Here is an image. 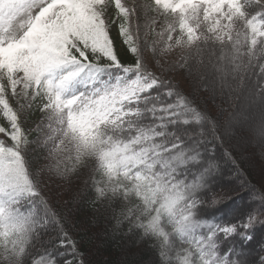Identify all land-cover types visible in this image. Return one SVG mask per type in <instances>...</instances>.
<instances>
[{"label": "snow or ice", "instance_id": "6c2138e0", "mask_svg": "<svg viewBox=\"0 0 264 264\" xmlns=\"http://www.w3.org/2000/svg\"><path fill=\"white\" fill-rule=\"evenodd\" d=\"M113 26L130 62L120 57ZM177 49L178 58L166 61ZM193 49L208 92L199 100L195 82L185 94L165 78L192 75ZM258 56L264 0H0V116L7 122L0 124V264H86L65 218L43 194L45 170L61 179L84 170L93 203L115 227L128 221L129 231L159 240V264H264V256L239 259L244 253L235 244L237 237L251 242L255 225H264V198L229 218L215 215L225 197L213 193L217 165L208 147L234 126L244 130L248 118L233 111L221 133L207 105L219 113L225 109L218 99H239ZM259 76L243 98L248 108L259 106L252 131L264 141V64ZM36 101L41 118L25 130L21 114ZM29 131L37 137L30 140ZM29 145L32 152L47 149L48 163L33 169Z\"/></svg>", "mask_w": 264, "mask_h": 264}, {"label": "trees", "instance_id": "16d2710c", "mask_svg": "<svg viewBox=\"0 0 264 264\" xmlns=\"http://www.w3.org/2000/svg\"><path fill=\"white\" fill-rule=\"evenodd\" d=\"M126 2L131 5L133 0H126ZM144 2H149V0H135L137 5ZM114 13V6H110L109 14L113 15ZM137 14L139 15V23L141 24V39H143L145 31L143 25L145 23V18L139 9ZM162 24L163 20L157 25V29H159ZM112 37L116 43L122 61L130 62L131 58L127 54V49L119 37L118 28L116 26H113ZM152 39L151 32H149L148 40L151 41ZM146 53L147 55L151 54V50L145 48L144 56ZM147 58L148 57L145 56L146 62ZM203 58H206V60L208 59L207 52L203 53ZM200 59L201 56L193 49L189 61L193 68L192 75H187L183 71L169 72L165 74V78L173 79L185 94L192 93L193 82H195V95L198 100L202 97L208 96V92L201 87L199 79V75H203V73L200 72L197 74L196 66H198L197 61ZM149 64L151 65V63ZM261 64H264V57L258 56L254 61L253 67L250 69L252 75L249 79H253V81L260 80L261 77L259 76V73ZM153 70H156L155 67H153ZM177 76H181V80ZM8 93L6 98L9 99L10 105L16 108V98ZM217 103H219L225 110L215 114V116L214 114L211 115L219 120L221 124L220 132L223 133L229 113L235 111L237 99L233 98L230 103H224L218 99ZM232 104H234V106ZM38 105L39 101H36L31 109H26L25 112L21 114V120H27V123L23 124L25 130L34 129L37 122L40 120L42 114L38 110ZM201 106L203 107V105ZM209 107L216 109L211 103H208L207 108L209 109ZM0 124H4L5 126L7 124L2 116H0ZM37 135L38 134L35 131H29L28 133L30 140L35 139ZM0 138L6 139L2 134H0ZM225 142L224 135L223 142L217 141L216 143L224 145L223 157L226 159L227 165L231 167V169H234L236 173L240 172L242 177H240L239 174L238 177L243 178L242 185L248 189L250 188L251 191H254L255 195L258 196V199L261 200L264 198V146L257 148L256 151H259L258 155H253L255 158V170H248L243 168L242 161L240 160L247 154H251L249 153L250 151L246 150L247 154L243 151V153H241L243 157L240 155L238 158V156L232 154L231 151L226 148L227 146L223 144ZM35 147V145H29L33 169L48 162L46 161L47 149H40L36 152H32L31 150ZM257 156L260 157H258V160L256 159ZM44 173L45 176H42L41 179L43 194L49 199L52 206L65 218L64 227L69 231L70 235L77 240V246L79 250L84 253L86 264H145V262H148L150 259L151 261L149 264L159 263V240L154 237L144 236L142 230L139 229H132V231H129L130 225L128 221H124L119 227H115V221L109 218V214L105 212L100 202L93 203L94 192L90 183L87 186L84 183L87 175L84 170H80V172L73 175L70 179H61L46 170ZM213 175L216 174L213 173ZM44 177L47 178L45 179ZM43 182H46V184L49 185L46 186ZM230 186L228 188L218 189L213 193L215 194L219 191L223 193V196L226 195L228 198L231 196L242 195V193L235 194L236 189L230 188ZM219 196L220 195L218 194L217 197ZM260 200L258 201L260 202ZM222 203L223 201L220 204L215 205L213 212L217 216L229 218V204ZM261 213L264 215L263 211ZM260 219L264 220V216ZM252 231L255 234L254 239L247 244H244L238 237L235 238L237 248L244 253L239 259L248 256L250 253H253L255 260L260 256H264V252L260 251V244L264 242V233H262L264 232V225L257 224ZM47 235H55V233L49 232ZM44 239H47V236H45ZM40 247L41 245L37 243L36 248Z\"/></svg>", "mask_w": 264, "mask_h": 264}, {"label": "rangeland", "instance_id": "374dc122", "mask_svg": "<svg viewBox=\"0 0 264 264\" xmlns=\"http://www.w3.org/2000/svg\"><path fill=\"white\" fill-rule=\"evenodd\" d=\"M181 51H182L181 49H177L174 53L167 56L165 58V60L166 61H170L171 59L175 60L180 55ZM145 56L148 57L147 62L151 63V65H152V62H153L152 54L147 55V53H146ZM177 77L179 79L181 78V76H177ZM182 78H184V77H182ZM248 87H251V85L246 84L244 89H246ZM8 92H9L8 94H11L10 90ZM243 92H242V94H240V98L237 99L235 111H242L244 116L247 117L248 113H250L251 110H249L245 104V101L243 98L244 97ZM232 105L234 106V104H232ZM208 111L210 114H214V116H215V114H218L217 110L213 109L212 107H209ZM256 115H259V114L256 113ZM251 116L253 117L254 114H252ZM258 119H259V116L257 118V121H258ZM257 121H255V123ZM225 141L226 142L223 144H225L227 146L226 148L229 149L232 154H235L236 156H238V158L240 155H242L241 153H243V151H244V153H246L247 152L246 150H249L250 151L249 153H251V154L246 153L247 155L244 157L242 155L243 159H241L240 161H242L241 163H242L243 168L248 169V170H250V169L255 170V166H254L255 165V161H254L255 158L253 155L259 154V151H256V150H257V148L264 146V141L260 140L258 138V136H256L254 134V132L252 131V128L251 129L250 128H244V130L241 131V130H239V127L234 126L231 129L230 134L225 135ZM49 147H50V145H49ZM208 147L212 148V146H210V145H208ZM222 156H217L214 159L215 163L217 165L214 173L217 174V176H219L218 178H223V179L229 180V182L232 179L233 183L232 182L230 183L231 184L230 188L236 189L235 194L242 193L241 196L236 195L233 197L230 195L231 196L230 198L226 197V195H225L224 196L225 200H223V203L229 204L228 208H229L230 212H232V209H235L234 207L238 208V206L242 210L247 209L248 207H256L259 204L258 200H260V199H258V196L255 195L254 191H251L250 188L248 189L242 185L243 184V178L238 179V174L240 175V172L236 173L234 171V169H231V167H229L227 165L226 159ZM258 157L259 156H257V158H256L257 160H258ZM212 158H214V157H212ZM46 161H48V160L46 159ZM223 167H226L227 170H222ZM43 176H45V173L43 174ZM240 177H242V176L240 175ZM44 178L46 179L47 177H44ZM43 183L46 184V182H43ZM47 185H49V184H46V186ZM218 194L221 196L223 193L219 192V191L215 193L216 196H218ZM209 199H211V197ZM263 216L264 215L261 213L260 218H263ZM262 233H264V232H262ZM251 252H252V250H251ZM251 254H253V253H251ZM150 261H151V259L148 260V262H145V264H149Z\"/></svg>", "mask_w": 264, "mask_h": 264}, {"label": "bare ground", "instance_id": "6f19581e", "mask_svg": "<svg viewBox=\"0 0 264 264\" xmlns=\"http://www.w3.org/2000/svg\"><path fill=\"white\" fill-rule=\"evenodd\" d=\"M204 59V61L206 62L207 60H206V58H203ZM199 68V65L198 66H196V69H198ZM201 72L203 73V71L201 70ZM204 74V73H203ZM252 82H253V79H247L246 80V84L247 85H252ZM247 89V88H246ZM246 89H244L243 91V94L245 95L246 93H247V90ZM237 104V103H236ZM235 108H236V106H235ZM249 110H251L250 111V113H248V115H247V118H248V120H247V124H246V126H245V128H253L254 127V125L256 124L255 123V121H257V118H258V116L259 115H256V113L257 114H259V106H254V107H252V108H248ZM252 114H254V116L252 117L251 115ZM237 127H239L238 125H237ZM210 146H212V148H213V151L211 152V153H209V156L211 157H214V159H215V157H217V156H222L223 155V148H224V145H221L220 143L218 144V143H216V142H214V145H210ZM223 157V156H222ZM221 168V167H220ZM222 170H227L226 169V167H223V169ZM219 173V172H218ZM219 176H217V174L216 175H212V177H211V179H212V181L214 182V188H213V192L214 191H216V190H218V189H223V188H228L231 184V182L233 183V180L231 179V181L229 182V180H226V179H223V178H218ZM240 177H238V179H239ZM233 185V184H232ZM234 208H237V207H234ZM238 208H240L239 206H238ZM233 210V209H232ZM231 213V212H230ZM242 260H245V261H252V260H255V257H254V255L253 254H249L248 256H244V257H242L241 258Z\"/></svg>", "mask_w": 264, "mask_h": 264}]
</instances>
